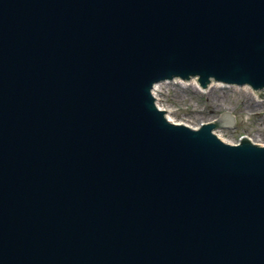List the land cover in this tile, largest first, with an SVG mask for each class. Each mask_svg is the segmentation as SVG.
<instances>
[{
  "label": "water",
  "instance_id": "95a60500",
  "mask_svg": "<svg viewBox=\"0 0 264 264\" xmlns=\"http://www.w3.org/2000/svg\"><path fill=\"white\" fill-rule=\"evenodd\" d=\"M192 78L264 93V0H0V264H264V146L157 107Z\"/></svg>",
  "mask_w": 264,
  "mask_h": 264
},
{
  "label": "rangeland",
  "instance_id": "374dc122",
  "mask_svg": "<svg viewBox=\"0 0 264 264\" xmlns=\"http://www.w3.org/2000/svg\"><path fill=\"white\" fill-rule=\"evenodd\" d=\"M212 85L204 90L195 81L163 82L156 85L155 96L159 107L175 123L199 128L230 113L235 124L214 131L222 141L235 145L247 137L264 146V93L259 97L249 86Z\"/></svg>",
  "mask_w": 264,
  "mask_h": 264
},
{
  "label": "bare ground",
  "instance_id": "6f19581e",
  "mask_svg": "<svg viewBox=\"0 0 264 264\" xmlns=\"http://www.w3.org/2000/svg\"><path fill=\"white\" fill-rule=\"evenodd\" d=\"M192 81H195V79H193ZM196 82V81H195ZM213 86V85H212ZM156 97V96H155ZM172 121V120H171Z\"/></svg>",
  "mask_w": 264,
  "mask_h": 264
}]
</instances>
